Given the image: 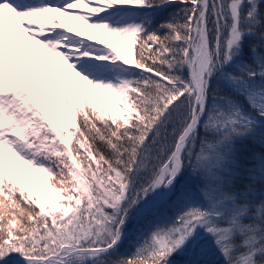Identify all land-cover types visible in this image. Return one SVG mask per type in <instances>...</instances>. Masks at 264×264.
Instances as JSON below:
<instances>
[{"label": "snow or ice", "instance_id": "6c2138e0", "mask_svg": "<svg viewBox=\"0 0 264 264\" xmlns=\"http://www.w3.org/2000/svg\"><path fill=\"white\" fill-rule=\"evenodd\" d=\"M0 264H264V0H0Z\"/></svg>", "mask_w": 264, "mask_h": 264}, {"label": "rangeland", "instance_id": "374dc122", "mask_svg": "<svg viewBox=\"0 0 264 264\" xmlns=\"http://www.w3.org/2000/svg\"><path fill=\"white\" fill-rule=\"evenodd\" d=\"M55 16V18L61 14H57V13H54L53 14ZM58 22L63 26L62 29H57V30H63V28H65V24L60 20L58 19ZM47 23V22H46ZM74 32V30L72 31ZM116 49L118 51L121 52V54L124 56L125 60L127 61V63H132V59H133V53H134V49L133 51L129 52V51H126L123 47V44H124V41H122L121 39H118L116 37ZM121 63H123V61H121ZM55 65H53L54 67ZM86 87V86H85ZM92 98L97 100L98 101V105L100 107H103L105 108L107 111H116L118 112L119 110L113 106V104L106 98L104 97L103 95H100V96H96L95 93L92 94ZM15 177L20 181V182H23L25 185H26V188H30L32 190V193L36 196H38L41 200H44L45 202H47V199H48V196L50 195L49 193L45 192V191H42L41 189H39L38 187H36V185L33 183L32 179L25 175L23 172L19 171V169L16 167V166H10ZM27 194V192H26Z\"/></svg>", "mask_w": 264, "mask_h": 264}, {"label": "bare ground", "instance_id": "6f19581e", "mask_svg": "<svg viewBox=\"0 0 264 264\" xmlns=\"http://www.w3.org/2000/svg\"><path fill=\"white\" fill-rule=\"evenodd\" d=\"M76 11H82V12H87L86 8H79ZM58 19H60L64 24H65V28H63L64 31H66L68 34L70 35H75L76 33L72 32L73 30L77 32V30H79L76 26H75V19L70 18L69 16L66 15H59L58 18L56 17V20L58 21ZM50 26V25H48ZM77 38H83L80 34ZM86 41L90 42L89 40H87L86 38H83ZM115 106V105H113Z\"/></svg>", "mask_w": 264, "mask_h": 264}, {"label": "trees", "instance_id": "16d2710c", "mask_svg": "<svg viewBox=\"0 0 264 264\" xmlns=\"http://www.w3.org/2000/svg\"><path fill=\"white\" fill-rule=\"evenodd\" d=\"M134 59H135V49H134V53H133V61H134ZM133 67H134V63H133ZM122 251H130V249H129L127 246H125V248L122 249ZM178 259H179V258H178ZM203 259L208 260V261H212V260L215 259V257H212V256H206V257H203Z\"/></svg>", "mask_w": 264, "mask_h": 264}]
</instances>
